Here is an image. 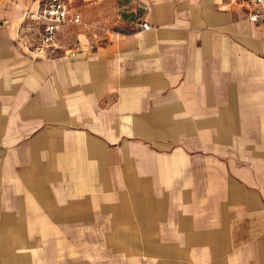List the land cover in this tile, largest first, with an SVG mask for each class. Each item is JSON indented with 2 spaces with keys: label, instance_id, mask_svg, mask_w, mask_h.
<instances>
[{
  "label": "crops",
  "instance_id": "0c3cea01",
  "mask_svg": "<svg viewBox=\"0 0 264 264\" xmlns=\"http://www.w3.org/2000/svg\"><path fill=\"white\" fill-rule=\"evenodd\" d=\"M40 2L0 0V264H264V23L78 0L72 54L63 27L34 59Z\"/></svg>",
  "mask_w": 264,
  "mask_h": 264
},
{
  "label": "built area",
  "instance_id": "2783aa9c",
  "mask_svg": "<svg viewBox=\"0 0 264 264\" xmlns=\"http://www.w3.org/2000/svg\"><path fill=\"white\" fill-rule=\"evenodd\" d=\"M73 0H41L35 10L26 11L25 17L37 22L38 31L29 44L31 58H48L57 50L62 49L58 42L59 32L69 24H80L81 16L71 6ZM244 3L249 7L248 20L264 23V0H228ZM144 22L139 24L140 29H148ZM72 54L70 48L63 50Z\"/></svg>",
  "mask_w": 264,
  "mask_h": 264
},
{
  "label": "rangeland",
  "instance_id": "374dc122",
  "mask_svg": "<svg viewBox=\"0 0 264 264\" xmlns=\"http://www.w3.org/2000/svg\"><path fill=\"white\" fill-rule=\"evenodd\" d=\"M113 2H114V5H113V3L110 4V6H108V7H106L105 5H101L98 8V10L101 11V12H105L107 10H112V7L115 6L114 10L119 12V14H122L123 16L124 15H128V13H125L124 11L129 10L130 5H132L130 0H113ZM128 4H129V6H128ZM71 5L73 7H75V9L80 13L81 9L79 7L78 0H75L73 4L71 3ZM123 5H124V8L121 7ZM88 8L89 7L85 8V12H90V9H88ZM132 11H137V8H135V9L133 8ZM82 24H84V25L82 26ZM92 24H94V23H91L90 20H86L85 21V20L81 19V23L80 24H69V25L65 26L63 28L62 32H61V35H60V43H62L64 45V47H66V48H72V46H73L72 44L77 41V39H76L77 37L75 35L76 34L75 33V29L79 26V27H83L85 30H88V29H90ZM64 247L67 248V253L70 252V251L71 252L74 251V250H70L72 248L71 245H65ZM68 247H69V251H68ZM126 247L127 246L112 245V244L105 245V244H100L99 243L96 246V250L98 252L102 251L104 254L108 253L111 250H118V249L120 251L130 250V252H132V253H136L137 252V255L140 254L139 251H137V246H128L130 249H128ZM135 247H136V249H135ZM142 255H144V254L142 253ZM134 256H136V254ZM69 261H70V256L67 255V262H69ZM35 264H41V262H39V263L35 262Z\"/></svg>",
  "mask_w": 264,
  "mask_h": 264
}]
</instances>
